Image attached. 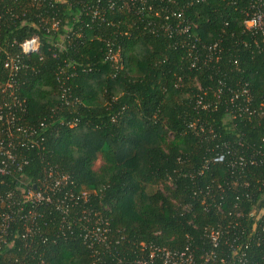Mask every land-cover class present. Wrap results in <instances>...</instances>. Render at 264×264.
<instances>
[{"label": "trees", "instance_id": "obj_1", "mask_svg": "<svg viewBox=\"0 0 264 264\" xmlns=\"http://www.w3.org/2000/svg\"><path fill=\"white\" fill-rule=\"evenodd\" d=\"M131 1L115 0L107 22H90L83 13L76 18V0H0V44L25 66L12 76L27 118L61 120L48 124L43 149L28 152L23 173L33 180L55 166L89 191L69 211L68 226L46 207L32 232L12 224L0 264H137L150 246H188L196 259L207 246L204 228L229 218L232 205L247 211L256 199L243 195L253 191L260 169L230 178L223 164L202 168L217 144L238 153L264 149V52L243 44L247 0ZM134 5L144 22L136 20ZM52 17L58 27L46 32ZM176 22L187 24L191 36L163 30ZM31 36L39 39L37 50L21 53L18 43ZM212 42L213 53L201 48ZM190 43L200 52L193 66ZM107 49L118 53L117 62L105 58ZM5 56L0 52V83L8 77ZM63 61L73 64L64 72L73 74L63 79L77 98L72 106L57 94ZM243 82L248 98L230 101ZM97 156L102 162L93 169ZM232 179L249 184L224 186V213L204 208L197 190ZM95 227L107 230L104 243L83 238ZM258 252L251 264H264Z\"/></svg>", "mask_w": 264, "mask_h": 264}, {"label": "built area", "instance_id": "obj_2", "mask_svg": "<svg viewBox=\"0 0 264 264\" xmlns=\"http://www.w3.org/2000/svg\"><path fill=\"white\" fill-rule=\"evenodd\" d=\"M79 3V9L76 18L83 13L89 17L90 22H107L105 13L107 10L114 9L115 0H76ZM135 0L130 2L133 6ZM81 3V4H80ZM136 7V8H134ZM132 7L136 20L144 22L141 18V12L138 6ZM150 10V7H147ZM246 13L242 19V30L249 35L247 40H243L246 46H252L258 52H264V0H247ZM82 15V14H81ZM176 18L181 16L180 11L174 13ZM42 20V19H41ZM59 20L51 18L49 29L56 30ZM149 22V21H147ZM253 22V23H252ZM173 25V26H172ZM172 26V27H171ZM165 32L171 28L177 34H186L189 27L187 24L176 22L174 24L162 25ZM193 40L196 38L193 36ZM12 43L8 46L10 49ZM21 53L35 52L39 46L37 36H31L23 39L18 43ZM190 43L189 56L193 59L191 66L195 65L196 58L200 56L199 48H194ZM217 42L201 44L209 54L215 51ZM0 52L5 56L3 66L5 67L8 77L0 83V245L5 241V235L11 234L14 229L11 225L20 222L24 230L32 232L34 225L39 220L44 219V213L40 210L42 207L52 208L59 218L61 224L69 225V211L78 204V200H86L89 195L87 189L83 187L77 189L71 177L66 173L56 170L55 166H47L42 174L35 179H29L23 169L28 165V152L35 151L38 153L43 149V141L48 124L55 120L61 123L58 118L49 117L30 122L26 115L25 100L19 98L17 93L18 83L12 76L25 66L19 63L18 54L8 56L4 47L0 44ZM216 57V54H214ZM105 58L114 62L118 61V53L107 49ZM73 64L63 61L62 66L58 68V73L65 72V68ZM73 73L62 74V79L57 76V94L61 103L65 106H72L77 98L72 96L70 88L64 84L63 79H69ZM247 83L243 82L239 90L234 91L229 98L231 101L243 94L248 98ZM202 108L207 103H201L197 100ZM235 110L241 112V107L236 106ZM246 114L254 113V109L244 108ZM54 113V112H52ZM54 115V114H53ZM231 117H235L233 114ZM196 121V119L194 120ZM192 121V122H194ZM72 123H69V125ZM191 128H193L190 123ZM198 129H201L199 126ZM196 131V129H193ZM215 151L212 156L204 161L202 168H206L208 162L223 164V173H228L232 178L234 173L244 174L250 168L260 169L256 174L253 191L243 195L245 201H252L247 211L240 207L232 205L233 209L227 211L229 218L221 220L216 224L207 226L203 230L207 246L201 249L197 258L194 259L193 250L185 246L183 250H171L165 247L150 246L144 259H137V264H146L152 260L158 259L161 264H251L254 262L252 253L258 254L260 251L264 256V149H254L250 153L232 152L224 143L214 146ZM239 184L247 187L249 182L246 180L238 181L232 179L229 181L222 180L212 189L209 186L199 188L196 194H201V203L204 208L223 214L221 205L223 191L226 185ZM195 193V192H194ZM85 229V227H84ZM83 229V230H84ZM106 229L95 227L92 230L86 229L83 238L96 240L101 243L105 242ZM11 232V233H10ZM21 235H25L24 231ZM255 247V249H253ZM260 254L261 259H264Z\"/></svg>", "mask_w": 264, "mask_h": 264}, {"label": "rangeland", "instance_id": "obj_3", "mask_svg": "<svg viewBox=\"0 0 264 264\" xmlns=\"http://www.w3.org/2000/svg\"><path fill=\"white\" fill-rule=\"evenodd\" d=\"M101 162H102L101 158L97 156L93 161L92 168L96 169L101 164Z\"/></svg>", "mask_w": 264, "mask_h": 264}, {"label": "clouds", "instance_id": "obj_4", "mask_svg": "<svg viewBox=\"0 0 264 264\" xmlns=\"http://www.w3.org/2000/svg\"><path fill=\"white\" fill-rule=\"evenodd\" d=\"M253 23V22H252Z\"/></svg>", "mask_w": 264, "mask_h": 264}]
</instances>
